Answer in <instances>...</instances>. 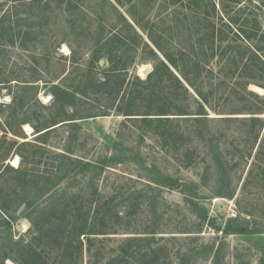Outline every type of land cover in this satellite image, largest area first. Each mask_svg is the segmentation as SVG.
I'll list each match as a JSON object with an SVG mask.
<instances>
[{"label":"rangeland","instance_id":"obj_1","mask_svg":"<svg viewBox=\"0 0 264 264\" xmlns=\"http://www.w3.org/2000/svg\"><path fill=\"white\" fill-rule=\"evenodd\" d=\"M29 1L0 0V81L10 78L16 79L12 82L38 84L24 93L28 98L22 108L18 104L5 111V115L16 111L15 120L10 117L9 123L11 131L20 135L8 132L6 140L32 142L20 149L26 157L39 143L34 141V130L26 131L18 121L26 117L37 124L50 116L51 95L45 91L44 80L58 83L70 102L67 90L82 77L95 74L101 79L100 72L107 66L104 57L95 62L91 74L87 71L91 49L99 32L103 37L122 25L120 15L132 21L130 13L136 11L137 16L148 19L164 49H191L198 43L221 52L229 44L235 52H230L231 59L218 52L214 57L209 53L204 57V89L208 91L210 108L208 119L197 128V122L174 118L178 117L174 114L179 106L187 104L178 86L167 84L162 100L154 102L135 96L140 87L136 77L144 79L153 61L145 56L147 51L141 45L134 50L132 44H126L128 67L117 97L114 93L82 95L76 108L79 115L101 113L104 109L108 115L57 124L44 144L47 152L69 150L85 160L110 154L117 144V153L125 152L126 157L137 161L125 160L102 172L97 180L101 201L109 198V206L114 208L107 231L117 233L67 239L69 246L64 250L58 247L52 233L30 239L27 209L21 204L10 226L4 224L0 211V264H103L110 259L113 264H211L217 246V264H263L264 68L252 59L242 70L243 62L250 59L242 58L239 52L249 48L264 56V0H122L121 4L114 0H63L62 4L59 0H36L28 6ZM137 30L151 44L147 34L139 27ZM36 78L42 79L33 82ZM16 85L11 84L10 91L17 90ZM35 90L37 94L30 99ZM10 100L8 89H2L0 101ZM160 102L171 113V121L164 124V139L150 133L141 136L131 121H125V116L115 111L119 103L136 113H157ZM67 110L71 112L69 106ZM251 112L258 119L254 123L248 120ZM223 116L238 118L216 121ZM197 130L203 138L197 137ZM8 146L7 141L0 142V154L7 151L0 170L5 164L17 167L11 160L18 155ZM50 157L45 154L41 164L32 167L50 171ZM181 161L190 164L183 166ZM152 164L161 174L176 179L177 186L167 188L150 182L159 178L150 167ZM15 177L11 170L0 175V205L4 200L11 204ZM86 180L87 176L78 175L72 187L67 188L66 180L56 190L67 196L84 188ZM107 208L104 206L102 212ZM204 209L206 219H202ZM231 209L236 216L229 218ZM244 217L257 233L224 236L210 224V219H214L222 228L228 219ZM149 229L157 232L153 240L137 239L127 249L125 261L116 260L127 237L142 236L135 232ZM15 241H22L20 245L24 247L19 249L25 259L2 260L4 251L17 249ZM27 241L29 245H25Z\"/></svg>","mask_w":264,"mask_h":264},{"label":"trees","instance_id":"obj_2","mask_svg":"<svg viewBox=\"0 0 264 264\" xmlns=\"http://www.w3.org/2000/svg\"><path fill=\"white\" fill-rule=\"evenodd\" d=\"M29 2L31 3H29L28 6H33V3L37 1L30 0ZM62 2L63 0H59V4H62ZM114 2L121 4L122 0H114ZM149 4L150 3L147 5ZM45 6H47V3ZM130 14L132 16V21H128L123 15H120L122 20L121 28L116 26L115 28L117 29L115 31L103 37L100 36L101 32H99L98 38L93 43L91 56L87 64V71L91 74L90 71H94L95 62H98L100 58L104 57L107 66L100 72L102 74L101 79L97 77V75L95 76V74L88 78L86 76L82 77L75 85L67 90V94L71 100L70 102L63 96L64 91H60V87L57 85L58 83H55L53 80H44V86H46L45 91L49 92L51 95L49 108L53 111L51 110L50 116L37 124L31 123L26 117H21L18 121L19 125L29 124L31 126L35 133L34 141L39 143L37 146H34V150L28 157H26L20 149L26 145H30V143H32L31 141L26 140L18 142L17 140H6L8 132L15 136L20 135L11 131L12 127L9 123L10 117L15 120L14 116L16 115V111L13 109V111L7 115H5V111L14 106H18V104L19 107L22 108L24 100L28 98L24 93H26L27 89L33 88L38 84H26L27 81H24V84L23 82L19 83V81L12 82L16 79L10 78L0 81V95L2 89L7 88L8 94L11 96L9 103L0 101V142L5 143L7 141L10 146H8V149L14 148V152L16 151L18 155L17 167L14 168L9 164H5L0 170V175L7 170H11L16 176L13 188L15 196L11 199L12 205L4 200L0 205V211L4 214V224L10 226L14 219L16 209L23 204L27 209L25 218L30 224L28 228L31 236L30 239H39L52 233L55 235L54 239L58 243V247L66 250L69 246L66 242L67 239H79L80 236L89 239L96 235L117 233L116 231H107L112 219L111 212L113 207L109 206L111 201L109 198L101 201L97 180L102 172L125 162V160L132 159L135 163L137 161L133 159V157H126L125 152L117 153L116 151L119 150L117 144L113 145L115 151H111L110 154L102 155L93 160H85L83 157L74 156L69 150L52 151V153L49 151L47 152L44 144L50 130L54 129L57 124H74L76 120L79 119L108 115L105 109L101 113L89 112L84 115H79L76 108L78 101H80L79 98L82 99L83 96H97L102 93L111 95L114 93V96L117 97L120 88L124 84V75L128 67L125 57L126 44L130 46L132 44V49L134 50L141 45L142 48L147 51L148 55L145 56L153 61L151 70L144 79L136 77L140 87L135 91V96H142V99L148 98L147 100L149 102L162 100L163 95H165V87L168 86L167 84L172 83L174 86H178L184 99L187 101L186 105L179 106L178 112L174 114L178 117L174 118L182 119V121L191 120L193 123L197 122V128L202 121L208 119L207 115L208 108H210V101L208 98V91L204 89L203 75L204 72L207 71V69H205L204 57L207 56L208 53V56L214 57L218 52L216 51L217 49H214L213 46L206 49L198 43L197 47L191 46V49H164L155 37V34L152 33V25L149 24V20L145 19L144 16H137L136 11H132ZM137 27L147 34V38L152 45L144 39L143 35L137 30ZM8 28H10V26ZM129 31L131 32L130 34ZM12 37L11 35L9 38L10 41ZM217 39L222 40L220 37H217ZM195 48H197V50ZM243 51L242 54L240 52L239 54L242 55V58H249L250 61L243 62L241 66L242 70H245L249 66L252 59H256L258 64L264 68V56H260L257 50L251 51L249 48H244ZM230 52H235V50L232 49L229 44H226L222 51L218 53H222V55H225V58L231 59L232 56L229 55ZM41 79L42 78H36L33 82H38ZM11 84H17V90L10 91ZM261 87L264 88V86ZM125 91L126 86L122 94L125 93ZM36 94L35 90L32 96H30V99ZM188 100L190 103H188ZM67 106H69L71 112H68ZM190 107H193V109H190ZM158 108L159 111H157V113H152L151 110L144 113H136L133 109L129 107L123 108L118 103L117 109L115 107V111L118 115L125 116V121H131L133 125L136 126L141 136L143 133H150L153 137L164 139L165 136H167L166 131L163 130L164 124L171 121V118L168 116L171 113H168L167 107L161 102ZM250 114H252V116H249L248 120L251 123L258 120L257 117L254 116V112ZM232 118L238 117H217L219 120L216 121L229 122L232 121ZM214 119H216V117ZM186 133L188 134L187 131ZM190 133L191 132H189V134ZM197 137L203 138L202 133L198 130ZM21 138L26 137L22 135ZM47 153L51 155L50 171H47V169L36 170L32 167L41 164L43 156ZM258 153H260V151H258ZM6 154L7 151L5 154H0V162L5 161ZM181 162L183 166H189L190 164L188 161ZM28 164L33 165L28 167ZM150 167L159 175V178H152L150 182L153 184L165 186L167 188L177 184L176 179L170 175L161 174L159 169L153 164ZM78 175L82 177L87 176V185L84 188L67 196H64L61 191L56 190L61 182H66V180L67 188L72 187ZM160 177H163V179H160ZM149 184L150 183H148V186ZM92 205L93 209H91ZM106 205L108 206L107 210L102 212L103 207ZM203 212L202 219H206L207 213L205 209ZM114 213V217L117 218V213L115 211ZM246 214L251 215L249 212ZM89 218L93 220V222H91L92 224L89 223ZM210 224L215 231H220L224 236L234 233L244 234L258 232L256 229L249 227V221L245 217L236 219V221L234 219H228L222 228L221 223L215 224L214 219H210ZM179 232L192 233V231ZM135 233H140L142 236L127 237L120 247L116 260L125 261L124 255L127 249L130 248L137 239L153 240L157 232L155 229H149V231L145 230ZM59 239L61 241H59ZM21 242L22 241L14 242L15 245H19L16 246L17 249L12 247L9 252L4 251L2 260L13 258L14 261L20 262L21 259H25L22 249H19L24 247L20 245ZM25 245H29L28 241ZM219 251L220 247L217 246L211 264H217L216 260ZM26 252L28 253V250ZM35 256V254L32 255L34 260ZM113 262L114 260L110 259L103 264H113ZM263 262L264 260L260 259V263Z\"/></svg>","mask_w":264,"mask_h":264},{"label":"bare ground","instance_id":"obj_3","mask_svg":"<svg viewBox=\"0 0 264 264\" xmlns=\"http://www.w3.org/2000/svg\"><path fill=\"white\" fill-rule=\"evenodd\" d=\"M24 128L26 129V131H30L32 128H31V126L29 125V124H24ZM12 165H17V163H18V158L17 157H15V158H13L12 160Z\"/></svg>","mask_w":264,"mask_h":264},{"label":"built area","instance_id":"obj_4","mask_svg":"<svg viewBox=\"0 0 264 264\" xmlns=\"http://www.w3.org/2000/svg\"><path fill=\"white\" fill-rule=\"evenodd\" d=\"M229 218L235 217L236 214L233 209L230 210V213L228 214Z\"/></svg>","mask_w":264,"mask_h":264},{"label":"water","instance_id":"obj_5","mask_svg":"<svg viewBox=\"0 0 264 264\" xmlns=\"http://www.w3.org/2000/svg\"><path fill=\"white\" fill-rule=\"evenodd\" d=\"M176 186H177V184H176Z\"/></svg>","mask_w":264,"mask_h":264}]
</instances>
